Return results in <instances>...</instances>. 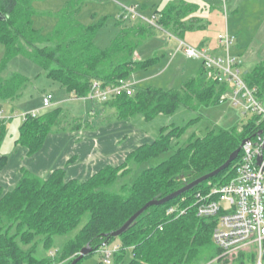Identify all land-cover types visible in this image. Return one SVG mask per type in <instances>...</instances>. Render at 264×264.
<instances>
[{
	"label": "trees",
	"instance_id": "obj_1",
	"mask_svg": "<svg viewBox=\"0 0 264 264\" xmlns=\"http://www.w3.org/2000/svg\"><path fill=\"white\" fill-rule=\"evenodd\" d=\"M37 1L44 0H0V12L5 17L0 21V44L5 48L0 63V101L19 99L30 83L24 74L6 76L9 65L19 57L81 99L88 97L95 82L113 85L158 62L157 58L140 61L136 57L139 48L158 30L153 25L133 23L119 15V32L108 48L101 49L95 39L105 20L87 26L80 19L87 0H68L55 14L57 25L48 33L35 24L42 11L35 8ZM195 10L188 3H172L161 11L156 9L154 15L158 26L183 38L178 30L186 29L183 20ZM243 77L264 103V61L243 72ZM228 91L227 85L219 84L205 72L188 80L179 90L136 86L132 96L121 95L104 107L111 121L143 116L150 122L159 116H173L182 107L198 112L202 107L221 104ZM63 115L62 108L37 117L27 115L16 144L34 155L50 134L90 127L77 118L64 120ZM257 120L254 118L243 127L212 130L203 138L193 133L183 143V137L199 118L181 128L165 126L153 144L138 148L122 166L104 168L84 182L66 181L63 170L54 171L46 180L24 170L12 191L4 195L0 191V264H71L85 247L90 246L95 253L104 244L116 241L123 245L114 257L116 262L124 260L128 252L132 254L129 264H198L212 260L223 252L212 240L217 219L198 216V195L228 184L240 159L218 177L163 206L150 207L120 237L111 235L148 202L164 199L223 166L244 140L264 130V122L256 124ZM6 135L7 124L2 122L0 152ZM169 152V159L143 170L133 181H125L140 166ZM5 161L6 157L0 160V169ZM121 180L125 183L121 184ZM117 185L119 190L114 191ZM177 204L187 213L178 218L168 216L169 208ZM85 216L88 221L80 228ZM73 233L57 245V238ZM41 247L46 253L39 258ZM247 260H254L255 264L256 256L250 254ZM239 264H246L245 258Z\"/></svg>",
	"mask_w": 264,
	"mask_h": 264
},
{
	"label": "crops",
	"instance_id": "obj_2",
	"mask_svg": "<svg viewBox=\"0 0 264 264\" xmlns=\"http://www.w3.org/2000/svg\"><path fill=\"white\" fill-rule=\"evenodd\" d=\"M183 2L194 5L196 10L183 20L186 29L184 30V28L180 27L178 30L179 33L183 34L181 39L196 48L205 49L213 55L221 56L223 52L218 42V35L227 31L236 37L233 54L242 59L243 72L254 68L257 64L264 61V14L262 22L254 32L245 28L239 21L240 19H237L241 14L246 15V10L248 9H252V11L253 9L264 10V0L163 1L164 4L154 6L152 17H146L143 11H139L143 19L133 23H148L155 17L154 12L156 9L161 11L168 4ZM229 17L231 20H229ZM159 31H162L163 33L161 34L163 35H159L156 31L154 36L144 42V44L149 43L154 38L157 41H161L162 43H160L159 47L161 55L164 56L163 58L169 55L173 59V63L176 62L177 67L181 71L183 77L181 79L183 81L180 80L182 81L180 84L182 86H179L178 89L170 88L165 90L161 87L158 89L165 91L179 90L183 88L188 80L198 77L201 73H207L202 62L189 59L178 51L176 39L169 38L167 35V33L172 32L165 29ZM172 43L173 47L170 48ZM157 55L156 52V55L151 58L158 59L159 56ZM136 57L138 60L144 61L141 60L140 54L137 53ZM14 61H17L16 64H18L15 66V70L25 69L29 70L30 73L29 66L31 67L32 65L29 61L21 57ZM8 70L6 71L7 77L13 75V72L9 73ZM30 75L33 77L25 75L30 79V86L28 85L19 99L7 102L0 101V123L4 122L7 124V135L0 152V160L6 157L5 165L0 169V191L2 195L12 191L17 186L24 170L45 180L54 171L63 170L65 171L66 181H87L104 168L122 166L138 148L153 144L163 128L161 127L155 134L150 132L146 124L149 125L156 119L147 122L143 116H137L131 120H108L109 112L104 107L105 103L91 101L92 108L87 113V107L85 104L82 106V101H87L88 99L77 98L76 95L68 93L60 85L53 84L50 85L49 92L46 91L40 94L38 102L29 107L26 112L39 111L40 114H44L52 109L62 108L64 111L66 109L74 118L87 122L90 127L80 131L50 134L46 138L43 147L34 155H29L28 148L16 144L19 139V129L23 123V115L20 119L18 116L15 118L13 114L16 106L19 108L26 107L24 103L26 96H29V99L32 100L33 91L30 89L32 79H40L42 77V74L39 71L36 72V70L32 71ZM139 75L137 72L134 74L137 87L149 80L148 76ZM44 76L46 77L45 74ZM47 94H53L55 98L53 107L49 110H44L42 109V103L44 96ZM105 113L108 115L106 116ZM16 119L21 121L17 122ZM12 129L15 130V134L12 135L11 143H7L9 131Z\"/></svg>",
	"mask_w": 264,
	"mask_h": 264
},
{
	"label": "built area",
	"instance_id": "obj_3",
	"mask_svg": "<svg viewBox=\"0 0 264 264\" xmlns=\"http://www.w3.org/2000/svg\"><path fill=\"white\" fill-rule=\"evenodd\" d=\"M121 15L127 21L143 19L135 7L122 6ZM148 23L158 30H163L157 25L155 17ZM167 35L169 38L176 39L178 51L187 58L202 62L209 78L229 87L221 103L228 101L243 113H252L264 118V103L257 98V90L251 89L245 82L242 59L233 54L236 45L235 36L227 31L218 35L223 55L217 56L208 50L190 45L173 33H167ZM136 86L137 82L131 78L121 79L116 84L108 86L95 82L90 94L84 99L106 103L124 94L132 96ZM54 98L53 94L45 95L42 109H51ZM27 115L37 117L40 112L23 114V119ZM238 159L240 160L234 167V177L228 184L213 187L209 194L198 195V216L217 219L212 240L224 253L230 254L253 245L256 248L255 264H264V130L259 131L254 138L248 139ZM186 213L187 210L179 204L167 211L168 216L176 218ZM122 250L121 243L104 244L98 252L103 255L104 264H113V258Z\"/></svg>",
	"mask_w": 264,
	"mask_h": 264
},
{
	"label": "rangeland",
	"instance_id": "obj_4",
	"mask_svg": "<svg viewBox=\"0 0 264 264\" xmlns=\"http://www.w3.org/2000/svg\"><path fill=\"white\" fill-rule=\"evenodd\" d=\"M68 0H44V1H37L35 4V8L41 14H38L35 18V24L40 29H43L46 33L51 32L57 25V17L55 14L59 12L63 6H65ZM164 2L170 0H115L113 1H99V0H87L86 4L84 5L80 19L81 21L87 25H96L101 23L105 20L103 27L100 29L97 38L95 39L96 45L101 49H106L110 46L111 41L114 37H116L117 33L119 32V27H117V20L122 11V6L124 7H135L138 11H143L146 17L153 16V8L154 6H158ZM164 4V3H163ZM144 7V8H143ZM250 8V7H249ZM264 10H257V9H248L246 10V15L241 14L237 19L244 25L245 28L254 32L259 27L260 23L263 20ZM229 20L231 18L229 17ZM231 23V22H230ZM128 24H133L128 23ZM159 35H163L162 31L157 30ZM168 39V38H167ZM161 41H157L155 38L147 44H144L139 48L138 54H140L141 60H148L151 57H154L157 52V56H159V60L156 64L150 66L146 71L141 70L138 71L137 74L139 76H148L149 80L145 81L140 87H151V88H163L165 90L173 88L178 89L182 83V75L179 67H177L176 62L173 63V59L167 55L165 58L161 55L160 47ZM170 48L173 47V43L170 44ZM159 49V50H158ZM5 48L2 44H0V63L4 57ZM162 56V57H161ZM185 59H187L185 57ZM140 60V59H139ZM188 60V59H187ZM28 61V60H27ZM17 61H13L9 65V73L13 72L25 74L29 77H33L31 74L32 71L36 70V72H40L42 77L40 79H32V86L30 89L33 91V98L32 100L29 99V96H26L25 106L24 108L15 107V113L13 114L15 118H20L23 114H26L29 107L35 105L38 102L40 94L43 92H49L50 85L57 84L52 80L47 79L44 74L36 67L33 63L31 67L29 66V70H22L16 69L15 66ZM14 68V69H12ZM180 71V72H179ZM28 72V73H26ZM136 74V73H135ZM147 77V78H148ZM134 79V75L131 77ZM135 80V79H134ZM182 80V81H180ZM59 85V84H58ZM30 86V85H29ZM30 100V101H29ZM81 104V103H80ZM84 104L87 107V113L92 108V102L90 100L82 101V106ZM25 112V113H24ZM106 116L108 115L105 113ZM64 120H73V115L69 114L68 111L65 109V115L62 116ZM199 118L197 124H195L188 133L183 137L182 143L186 142L189 136L193 133L197 135L199 138L205 137L210 131L212 130H229L235 126L243 127L246 126L251 120L254 118H258L256 124H261L264 122V118L258 117L252 113H243L240 109L233 107L230 102L226 101L224 103L210 106V107H202L198 112L191 111L187 108H180L173 116H160L156 118L152 123L149 125L146 124L150 130L154 134L156 131L158 132L161 127L171 126L181 128L187 125L191 120ZM21 119V118H20ZM16 121H21L16 119ZM16 125V122H15ZM15 134V130L12 129L9 131L7 137V143H11L12 135ZM8 145V144H7ZM172 155V152L166 153L159 158L152 159L151 161L145 163L144 165L140 166V169L133 172L125 181H129L130 179L133 181L143 170L152 168L165 160L169 159ZM133 178V179H132ZM125 181H120L121 184L125 183ZM120 186H116L114 191H118ZM88 221V217L85 216L81 222L80 228L84 226ZM75 233L62 237L57 238V245H60L64 240L73 236ZM119 241L113 242L112 244H118ZM45 250L43 247L39 248L37 256L43 257L45 255ZM250 254H254L256 256V248L255 246L251 245L249 247L240 249L236 252L227 254V253H219L215 258L208 261L207 259L198 263V264H239V261L245 258L246 264H253V262L247 260V256ZM210 255H213L212 252ZM132 260L131 252H128L125 256L124 260L121 262H116L113 258V264H129ZM80 264H104L103 255L100 252L92 253L91 255L87 256Z\"/></svg>",
	"mask_w": 264,
	"mask_h": 264
},
{
	"label": "water",
	"instance_id": "obj_5",
	"mask_svg": "<svg viewBox=\"0 0 264 264\" xmlns=\"http://www.w3.org/2000/svg\"><path fill=\"white\" fill-rule=\"evenodd\" d=\"M5 20V17L2 15V13L0 12V21ZM248 141V139L244 140L241 144V146L234 152L231 154V156L229 157L228 161L221 166L220 168H218L217 170L213 171L210 174H207L197 180H195L194 182L188 184L187 186H185L184 188H182L181 190L167 196L164 199L161 200H153L148 202L142 209H140L137 213H135L118 231L112 233L111 237L112 238H118L121 235H123L130 227L131 225L143 214L145 213L150 207L153 206H163L167 203H169L170 201L182 196L183 194L193 190L195 187H197L200 184H203L205 182H207L210 179L216 178L219 175H221L224 171H226L227 169H229L231 167V165L238 159L242 147L243 145ZM92 248L90 246L85 247L84 249H82L80 256L73 261L71 264H77L79 261H81L84 257L90 255L92 253Z\"/></svg>",
	"mask_w": 264,
	"mask_h": 264
}]
</instances>
